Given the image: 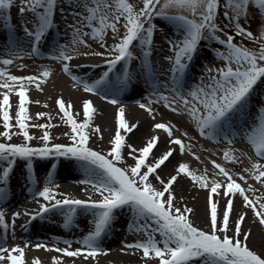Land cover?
Instances as JSON below:
<instances>
[{
	"label": "snow or ice",
	"instance_id": "snow-or-ice-1",
	"mask_svg": "<svg viewBox=\"0 0 264 264\" xmlns=\"http://www.w3.org/2000/svg\"><path fill=\"white\" fill-rule=\"evenodd\" d=\"M13 3L14 0H0V10L10 9ZM65 5L71 11L66 12ZM142 5L137 8L130 0H21L19 11L23 15L27 10L34 16V19L26 21L24 26L26 35L33 40V53L37 57L44 56L40 45L46 35L57 27L55 22L57 11L65 21L68 16L73 18L71 24L65 25L71 30L70 42L57 43L54 46L55 53L49 58L63 62L62 70L72 75L78 84H83L86 92L101 93L112 105L119 103L118 94L132 83V75L127 67L122 68L115 80L111 79V74L116 71L118 64L129 65L130 61L136 58L131 50L134 42L142 52L141 62L149 78L155 79L150 57L154 46V34L163 30L154 21L158 18L171 21L175 35L164 37L170 53L164 57V60L170 66L168 73L171 95L160 94L159 100L164 101L166 106L177 114L179 110L176 105L179 102L202 137L217 142L223 138L231 144L233 139L241 135L236 132L234 121L242 123L240 117L247 115L256 87L258 84H264V43L260 44L258 50L235 43V36L225 32L217 23L219 10L221 7L224 9L223 19L228 22L225 28L229 24L234 25L237 29L236 35L254 40L257 37L252 31L246 30L239 21L242 17L248 18L247 11L250 6H256L259 11L264 12V0H223V3L221 0H142ZM2 19L6 28L12 27L10 15ZM28 23H32L31 29L27 28ZM118 25L124 29L123 34ZM109 31L113 39L118 40L111 46L105 44ZM220 33L226 38H222ZM85 38L98 42L111 57L103 65L75 66L107 69L91 82L87 75L83 77L74 75L73 67L68 63L74 58L73 53L78 52L80 45L87 46ZM259 39L264 40V32L260 33ZM11 42H13L12 38H10ZM209 42L222 46L224 50L221 47L209 48V50L224 64L219 68H206L207 78L200 76L198 82L185 92L182 80L198 52L202 50V46L208 48ZM91 54L104 55L100 52ZM0 62L3 65H11L13 60L3 59ZM49 74V71H45L43 76L47 77ZM0 77L4 78L0 87L6 89L0 99V119L5 128L0 136L10 141L16 134L10 132L13 128L9 95L12 85L8 81L19 85V91L16 93L19 102L15 120L23 136L21 143L0 142V205L9 198L11 174L18 161L23 162L30 196L42 198L44 201L40 203L38 199V210H34V213L24 212V215L29 216V221L21 225L22 229L27 230L31 221L43 220L52 212H59L62 215L61 226L66 229L76 226L75 221L80 213L91 215L92 229L78 241L81 248L70 250L72 241L64 240L63 243L69 247L54 249L67 257L84 256L87 259L104 251L101 242L111 231L115 212L127 208L132 216L129 222L130 228L134 226V231L143 232L146 239L125 244V247L141 249L145 258L154 254V257L158 258V264H193L195 260H199L200 264H264V252L258 253L248 245L251 231H242L241 228L246 215L244 208L251 209L259 222L264 225V203H260L264 197L250 199L246 189L234 179L236 173H230L221 164L212 161L214 168L218 170L216 175L222 176L225 182L221 183L215 179L209 182L206 174L197 175L189 170L188 163H179L173 169V174L167 183L158 174L156 175L162 190L153 186L150 176L156 174L157 170L173 156L175 150L171 145H178L181 154L186 147L181 139L172 138V128L168 124L156 123L153 126L154 129H163L169 137V146L159 158L153 156L152 162H149V157L159 142V137L153 136L138 152L131 145H127L131 149L129 155L135 163L132 166L120 167L118 163L122 161L126 136L137 127L136 124L129 126L123 106L118 109V128L110 141V151L104 153L88 145L89 133L86 129L90 127L91 119L96 112L92 102L89 100L83 103L86 118L82 123H78L69 112L64 111L65 103L62 98L59 99L58 107L64 111L67 123L71 126V143L67 145L50 143L52 138L47 130L37 138L30 134L27 123L29 115L26 105L29 103V97L26 94L25 81L36 82L37 77L10 75L6 68H0ZM36 87L39 88L38 82ZM164 88L168 89V84H165ZM110 95L111 99H109ZM157 102L159 101L149 102L147 110L150 114L151 103ZM139 106L146 107L143 103ZM43 115L37 113L38 118ZM254 121L242 129V135L253 147L256 156L264 159V105L257 107ZM38 127L46 129L48 126L38 125ZM122 131L124 134H121ZM95 132H99V128H96ZM34 139L41 140L42 144L33 146L31 141ZM61 158L78 162L84 177L79 183L90 185L99 193L100 199H75L55 190L58 185L53 170L57 168ZM224 158L232 162L238 161L233 150L225 151ZM38 159H51L56 162L50 165L51 170L47 173V182L42 190L36 191L32 186L38 183L35 176V161ZM253 170L259 172L255 175V179L264 183V164L255 163L252 170L245 169L246 172ZM180 176L191 178L199 188L209 191L207 198L209 230H201L189 220V214L193 212L192 208L181 209L174 206L172 187ZM239 179L247 183L243 175H240ZM221 194L227 203L218 221ZM236 194L242 197V209L239 212L235 211L232 199ZM58 196L62 198H57ZM231 214L236 218L232 219L230 224ZM20 216V212H14L9 221L5 211L0 208V240L4 241L0 243V264H5V261L8 264H26L27 243L24 247L6 246L9 232L15 239V221ZM229 232L232 234L229 235ZM157 235L160 237L159 240L156 239ZM35 247L53 250L42 243ZM53 260L55 261L56 258L54 257ZM33 264H39L38 259L34 260Z\"/></svg>",
	"mask_w": 264,
	"mask_h": 264
},
{
	"label": "rangeland",
	"instance_id": "rangeland-1",
	"mask_svg": "<svg viewBox=\"0 0 264 264\" xmlns=\"http://www.w3.org/2000/svg\"><path fill=\"white\" fill-rule=\"evenodd\" d=\"M131 3H133L137 8L142 7V0H130ZM221 3H223V0H221ZM21 7V0H14L13 5L8 10H0V61L3 59H11L6 53H4L6 50L11 51L12 53L16 51L18 45H25L26 54H28L29 49L33 50V40L31 37L26 35L25 32V22L26 21H32L34 19L33 14L30 11H25L23 15H21L19 9ZM65 11H71L66 5H65ZM172 10H170L171 12ZM223 7L219 10V16L217 19V23L219 24L220 28L224 29L225 32L228 34L234 35L235 40L234 42L237 44H242L243 46H246L249 49L252 50H258L261 43H264V40H260L259 36L261 32H264V12H261L257 9L256 6H250L247 11L248 18H241L240 24L245 27L246 30L252 31L254 36L257 37V39L249 40L246 36H239L236 35L237 29L234 25H228L227 28H225V25L228 24L227 21L223 19ZM10 15V24L11 28L5 27V22L2 19L3 17H7ZM55 22L57 27L52 29L46 37L43 39V42L41 46L44 50L55 53L54 46L59 44H68L71 40L70 36V29L66 28V23L71 24L73 22V18L71 16L67 17V20L65 21L59 11H57L55 16ZM158 25L160 29L163 30V32L157 31L154 34V46L152 48V55L150 57V63L152 72L154 74L155 79L150 82L149 84V90H151V94L155 96V100L151 101H159L157 103H151L150 107L152 109L151 114L147 110V106H149V102H143V104L146 105L145 108H141L139 105L141 104L138 100L133 101L131 104H134L136 107L141 108L144 112L149 114L153 121H159V119H167V121L173 122L174 117H178L180 115H187L181 104L178 102L176 106H180L181 108H178L179 114L172 112L165 104L164 101L159 100L160 94L165 95H171V92L169 89L171 88V84L169 81V73L168 68L170 67L167 61L164 60V57L166 55H169L168 51V44L165 43L164 37L165 36H174V25L171 21H166L162 19H156L154 21ZM33 27L32 23L27 24V28L31 29ZM120 27V32L123 34L124 29L122 26ZM112 34L111 31L107 33L106 36ZM222 35V38H226V36L223 35V33H220ZM10 38H12V41L10 43ZM87 41H93L89 38H85ZM221 47L220 45L209 42L208 48H204L202 46V50L198 52L194 62L190 65V68L188 72L185 74L182 85L185 92L190 90L191 86L198 82V78L200 76H205L207 78L206 68L212 67V68H219L222 67L224 62L221 60H218L216 56L213 54L212 51L209 50V48H218ZM88 46L81 45L80 49H88ZM134 56L137 57V59L141 62L142 52L139 49L138 46H136L135 42L132 46V49ZM222 50H224L222 48ZM74 54V53H73ZM32 57L29 59L27 56L25 58H21L18 60H13V63L11 65H3L2 62H0V68H6L10 75H16L18 77H28V76H35L37 77L36 82L29 83L25 81L26 88H30L32 91H40L42 93L43 86L46 82L45 76H43V71L40 70L38 67H36L37 64H39L41 61L45 64H55V65H62L63 62L53 60L49 57L43 56V57H37L35 54H32ZM133 62L134 59L130 61L129 65H117L116 71L111 74V79L115 80L116 76L119 75L122 71L123 67H129V71L131 73L133 68ZM142 65V62H141ZM23 66V67H21ZM142 68L145 69L143 66ZM102 70H99L98 73L95 74V76L98 78L101 74ZM52 74L53 71H52ZM66 76L70 79H72V76L69 74H66ZM70 76V77H69ZM90 80V78H89ZM4 82V78L0 77V83ZM39 83V88L36 87V83ZM9 84L12 85V90L16 88H19L18 84H13V82L8 81ZM78 86L81 84H78ZM168 84V89L164 88V85ZM155 85V87H154ZM6 91V89L0 87V97L3 94V92ZM10 91V92H11ZM43 94V93H42ZM98 95L100 99L103 100V102L111 104L104 98V96L101 93H94V96ZM109 99L111 97L109 96ZM251 102H257L259 105H264V84H258L256 87L254 94L251 98ZM121 103V100H119V105ZM116 106V105H114ZM51 110V114L49 116H45L42 118H38L36 114H32V119L27 121L29 124V132L31 135L39 138L44 134V131L47 130L51 136L50 143H59V144H70V135H71V126L69 123H67V118L64 115V111H61L57 104H50L49 106ZM257 108H253L248 110V113L246 116L240 117V121L242 123H237L234 121V124L236 125L235 130L238 133H241V135H238L235 139L232 140V143L229 144L225 139L221 138L218 142L215 140H210L207 138L202 137L198 130L195 127V124L193 126L187 127L183 125L181 122H178V130L177 127H170L172 128L173 138H179L183 141L185 147V151L183 154L180 153L177 156H183V157H190L192 162V171L195 172L197 175H203L206 174L209 178V182H211L213 179L220 181L221 183H224L225 180L222 176L216 175L218 172L217 169L214 168V165L212 161H215L216 163L221 164L223 167H225L227 170L230 171V173H236L237 175L234 176V179L237 180L238 183H241L242 187L246 189V194L249 196L250 199L255 200L258 197H264V183L259 182L255 179V175H258V171H248L246 172L245 169L252 170L253 164L260 163L264 164V159L259 158L256 156L255 151L253 147L246 141V139L242 135V129L246 128L248 124L254 123V117L256 115ZM68 112V111H67ZM52 113L54 116H52ZM46 114V115H47ZM60 117V121H54L53 120L57 117ZM55 117V118H54ZM154 117V118H153ZM173 117V118H172ZM54 118V119H53ZM78 123H82L81 119L74 118ZM53 119V120H52ZM12 124L13 128L10 130L11 133H16L12 136V139L8 141L3 136H0V142H10V143H21L23 142V136L16 125L15 118H12ZM37 125V126H33ZM38 125H47L48 127L41 128L38 127ZM5 131V128L3 126V121L0 119V133H3ZM86 131L89 133V141L88 145L89 147H92L96 151L101 152H108L111 148V143L109 141H104L102 138L98 137L94 132H92V129L89 127L86 129ZM231 131V130H227ZM67 133L68 135H65ZM169 142V138H167L165 144L158 152H154L152 156L149 158V162H152L153 156L155 158H158L164 151L167 146V143ZM31 144L33 146H40L42 144V141L39 139H34L31 141ZM132 143L129 139V141L126 142V145L122 149V161L118 163V166L120 167H127L132 166L135 163V160L128 155L131 151V149L127 145L135 146V144ZM233 150L234 155L238 158L237 162H232L229 160H225L224 158V152ZM174 158L170 161L168 166H162L160 169L157 170L156 174H153L150 176V181L153 184V186L157 187L158 189L162 190V185L160 182L156 179V175L162 174L165 172V169H170L171 167H174ZM56 161L48 159V160H36L35 161V176L38 181L36 185H33L32 187L34 190L39 191L42 190L43 185L47 182L46 176L47 173L51 170L50 165L52 163H55ZM41 164L43 166V170H40L38 168L37 164ZM78 166V162L74 160H66L64 158H61L58 162V166L55 170H53L54 173V179L58 187L55 189L59 193H64V188L69 186V190H72L75 197L69 196L70 198L75 199H82V200H88L91 198L92 200H98L100 199L99 193H97L90 185H85L82 183H79L80 180H82L83 173L73 171ZM42 169V168H41ZM168 171V170H166ZM243 175L245 177V180L247 183L239 179V176ZM71 177L69 180H62L64 177ZM162 179V178H161ZM167 179H162L165 183H167ZM179 180V181H178ZM177 182L172 187V192L174 197L179 196L180 198H185L186 200L178 202V207L183 209L184 207L192 208L193 210L195 207V202L192 200L193 194H197V196L202 197V203L198 205L201 206L200 209L195 210L197 212L198 217H193L192 213L189 214V220L193 223L194 226L200 228L201 230H209L210 224H209V213H208V203L207 198L209 196V191L207 189H201L198 185L194 184V182L189 177L184 178H178ZM250 186V187H249ZM16 188V191H20L22 196H25L23 198V201L15 204H8L5 203L3 205H0V208H2L5 212L9 211V207H14L15 210H18L20 206L22 205V202H29V201H38L40 203H44L42 198H33L30 196L28 192V186L26 182V173L24 170L23 162L18 161L17 166L14 169V172L11 174V180H10V189ZM167 195V194H166ZM12 196V194H11ZM62 198V197H57ZM215 199V197H213ZM233 199L234 209L236 212L241 211L242 209V197L239 196V194H236ZM226 199L223 198V195L221 194V198L219 200L218 204V221L220 213L224 210L226 207ZM260 203H264V199L260 200ZM176 205V203H174ZM38 206H35L33 208H29L26 211L32 212L33 210H37ZM245 215V221L242 223L241 228L242 231H251V235L249 237L248 245L253 250L257 251L258 253L264 252V225H262L259 222V219L255 216L254 212L251 209L244 208ZM25 212V211H24ZM22 218L21 220L17 221V225L23 224V220L27 218V215L21 214ZM236 217L234 214L230 215V224L232 219H235ZM132 219L131 212L125 208L122 210H117L115 212V219L111 225V231L106 235L102 240V248L103 252H100L95 257H88L87 259L84 258V256L79 257H67L61 253H58L55 251V248H66L69 247L67 244L63 243L64 240L72 241L70 250H75L77 248H81V244L78 242L83 238L84 235H86L91 229L92 224L90 221L92 220L91 215H85L83 213H80L75 221L76 226L72 227L70 229H66L62 227L63 224V218L62 215L59 212H52L47 214L43 220H41V223L38 225L37 229H42V233L40 235L36 236L35 231L36 228L30 227L29 233H27L24 236H16L15 239H12V241L8 242L6 241V246L8 248H12L16 245H19L21 247H24L25 243L28 244V247L25 249V259L29 260L30 264H33L34 258L37 257H50V258H56V260H59L62 262V264H80L89 262L90 264H94V260H98L101 257H105V259H112L114 252L117 251H127V252H139V254L143 253L141 249L137 248H126L125 244H132L135 241L138 240H144L146 239L143 232H136L133 230L134 226L130 228L129 222ZM64 230V231H62ZM62 231V232H60ZM232 233L229 232V235ZM11 235V232L8 233L7 237ZM156 239L159 240V235L156 236ZM45 244L49 249L53 250H45L44 248L37 249L35 245L37 244ZM108 255V256H106ZM152 255V254H151ZM158 258L155 261H151L148 264H154ZM5 263H8L5 261ZM193 264H200L199 260L193 261Z\"/></svg>",
	"mask_w": 264,
	"mask_h": 264
},
{
	"label": "bare ground",
	"instance_id": "bare-ground-1",
	"mask_svg": "<svg viewBox=\"0 0 264 264\" xmlns=\"http://www.w3.org/2000/svg\"><path fill=\"white\" fill-rule=\"evenodd\" d=\"M117 42L118 40H114L112 37V34L106 36L105 38V44L107 46H111ZM86 44L89 48L78 50L77 53L73 54L74 58L68 63L70 64L71 67H73L74 75L81 76V77L87 75V77L90 78L89 82H91L97 79L95 74L98 73L99 70H102L101 71L102 73L103 71L107 69L104 67L95 68V69H93L92 67L76 68L75 66L77 65H92V66L103 65L105 64V61L111 57L109 56L108 53L104 51V48H102L98 42L94 40L93 41L86 40ZM79 47H81V45ZM92 52H100V53H104V55L102 56L92 55L91 54ZM4 53H6V55H8L9 57H11V59H14V60H18L23 57L25 58V56H27L29 59L32 58L31 55L29 56V54H26L25 45H18L16 51H14L13 53L7 50ZM47 54L48 56H50L51 54H54V53L48 50ZM38 62L40 63L37 64L36 67L42 70L43 73L45 71H49L50 74L47 77H45L46 82L43 86V91H42L43 94L40 91H37V90L32 91L30 88H26L27 89L26 94L29 97V103L26 105V107L28 108V115H29L30 120L32 119L31 112L32 114L34 112V114L36 115L37 113H43L44 115L42 117L49 116V114H51V112H49L51 110V108L49 107L50 104H57V101L62 98L65 103V111H68L71 114V116H73L74 118L76 117V118L81 119V122H82L86 118L84 111H83V103L85 101L90 100L96 109V112L94 113L91 119L90 128L92 129V132H94V134H96L98 137L102 138L104 141H109L114 138V135L117 131L118 109L119 107L123 106L125 108L126 121L128 122L129 126L133 124L137 125V127L131 133L127 134L126 142L129 141L130 139V141L135 144V146H132V147L135 148L138 152V150L142 149L146 145L147 141H149L153 136L159 137V142L157 146L154 148L153 153L158 152L161 149V147H163V145L165 144L167 138H169L167 133L163 129H154L153 127L154 124L166 123L169 126L171 125L172 127H177L178 122H181L183 125L187 127L194 125V122H192L190 118L184 114L178 116L177 118L172 117L174 119L173 122H171L170 120L167 121V119H162V118L159 119V121H153L152 117L149 114L144 112L141 108L136 107L134 104H131L133 101H136V100H138L140 103L150 102L152 99L155 100L154 99L155 96L151 94L152 91L149 90V84H151L150 83L151 80L146 70L142 68L143 65H141V62L137 59V57L134 58L133 68L131 71L132 83L126 89H124L118 94V99L121 100V103L116 106L103 102V100L100 99L98 95L94 96V93L86 92L83 88V84L78 86L76 84V81L73 79V77L72 79H70L66 76L67 73H65L62 70L63 64L55 65L51 63L45 64L41 61H38ZM52 71L54 74H52ZM18 91H19V88H16L9 93L10 102L12 105L11 111H10L12 118H15V114L17 111L19 98L16 95V93ZM0 99H2V95ZM69 105H71V107H68ZM258 106L260 105L257 102L250 103V109L257 108ZM176 107L181 108L180 106H176ZM52 116H54L53 113H52ZM56 120L60 121V117L55 118L53 122ZM96 128H99V132H95ZM178 129L179 128L177 127V130ZM121 134H124L123 131ZM168 146H169V142L167 143L165 151L167 150ZM171 147L175 150L174 154L169 159V161H167L165 165L163 166H168V164L173 158L175 159L174 165L175 164L176 165L174 167H171L170 169H165L164 170L165 172H163L162 174H159V177L162 179L170 178L171 175L173 174V169L177 167L179 163H188L190 166L189 170L192 171V162H191L190 157L177 156L179 154V149H180L179 146L172 144ZM37 165L40 170H43V166L40 163ZM76 167L77 168L73 171L82 173L80 167L79 166H76ZM71 177L72 176L64 177L62 178V180H69L71 179ZM184 177L185 176H180L178 178L180 179ZM69 189H70L69 186L65 187L64 193L67 195L73 196L74 195L73 191ZM185 198H180L179 196L174 197L173 203H176V205L174 204V206L178 207V202H181L183 200L185 201L186 200ZM192 200L195 202L194 209L195 210L200 209L201 206L199 207L198 205L202 203V200H203L202 197L197 196V194L196 195L193 194ZM21 201H19V204ZM35 206H38V203L37 201H34V200L29 201V202H22V205L20 206L18 210H15L14 207L10 206L9 211L5 212L6 218L9 221H11V217L14 212H20L21 214H23L24 211H26L29 208H33ZM195 210H193L192 216L198 217L197 212ZM21 216L15 221V225L18 224L17 221L23 219ZM27 219L25 218L26 220L25 223L29 221ZM10 239L12 240L13 237L11 236ZM112 255H113L112 259H105V257H101L98 260H94L95 261L94 264H148L149 262L155 261L157 259L154 257V254L150 255L149 258H145L143 256V253L139 254V252L133 253V252H127V251H117V252H114V254L112 253ZM37 259L39 261V264H62V262H60L59 260L54 261L53 258H50V257L41 256V257L34 258V260H37ZM25 261H26V264H30L29 260L25 259ZM5 264H8V263H5ZM80 264H83V263H80ZM84 264H90V263L85 262ZM154 264H158V260L154 262Z\"/></svg>",
	"mask_w": 264,
	"mask_h": 264
}]
</instances>
